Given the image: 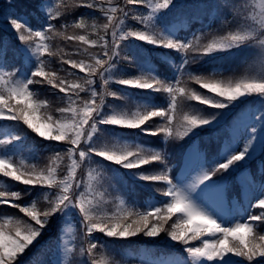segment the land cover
I'll list each match as a JSON object with an SVG mask.
<instances>
[{
	"label": "snow or ice",
	"instance_id": "snow-or-ice-1",
	"mask_svg": "<svg viewBox=\"0 0 264 264\" xmlns=\"http://www.w3.org/2000/svg\"><path fill=\"white\" fill-rule=\"evenodd\" d=\"M0 123V264H264V0H0Z\"/></svg>",
	"mask_w": 264,
	"mask_h": 264
},
{
	"label": "trees",
	"instance_id": "trees-1",
	"mask_svg": "<svg viewBox=\"0 0 264 264\" xmlns=\"http://www.w3.org/2000/svg\"><path fill=\"white\" fill-rule=\"evenodd\" d=\"M80 10L78 9L77 10V12H79ZM61 46H63V42H61ZM250 70L249 69H247V68H243V69H240L239 70V74L237 75V76H239V75H242V74H244L245 72H249ZM252 71V70H251ZM39 87H41V89H40V91H41V96H42V98L43 99H48L50 102H52V101H54L56 98L53 96V94L50 92V91H48L44 86H39ZM243 99V98H242ZM55 106V105H54ZM37 118H39V114H38V116H37ZM32 135H34V134H32ZM128 171H130V170H128Z\"/></svg>",
	"mask_w": 264,
	"mask_h": 264
}]
</instances>
